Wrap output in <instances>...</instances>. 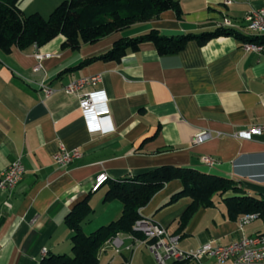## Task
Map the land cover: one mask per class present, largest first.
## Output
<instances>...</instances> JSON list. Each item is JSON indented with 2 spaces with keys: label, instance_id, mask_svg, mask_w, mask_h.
I'll return each instance as SVG.
<instances>
[{
  "label": "crops",
  "instance_id": "crops-1",
  "mask_svg": "<svg viewBox=\"0 0 264 264\" xmlns=\"http://www.w3.org/2000/svg\"><path fill=\"white\" fill-rule=\"evenodd\" d=\"M63 1L19 0L18 7L26 15L44 16ZM232 1L179 0L181 20L167 10L157 19L133 25L127 34L117 32L77 50L62 48V34L38 48L0 50V171L18 157L25 166L16 187L0 192V264H41L51 254L71 253L73 231L65 219L87 197L93 212L83 223L86 234L118 219L122 203L104 201L109 182L92 191L101 172L108 173L109 180L122 181L143 170L176 165L239 182L240 192L215 196V205L199 208L183 229L180 218L192 198L169 203L182 188L179 180L166 183L140 210L143 217L180 235L183 249L210 241L227 245L264 233V217L241 228L239 218H229L224 202L231 196L264 200V132L252 139L234 136L264 123V50L246 51L244 41L232 35L203 45L191 40L182 51L169 55H160L153 43L146 42L120 62L95 60L68 70L108 51L119 37L150 29L167 36L200 34L215 31L229 17L236 31L258 36L247 29L244 17L262 7L264 0ZM37 53L45 57L35 71ZM93 75H100L101 82L89 89H103L110 100L114 126L110 132L90 133L78 99L63 90L69 82ZM41 84L57 91L45 97ZM202 129L211 131L212 138L194 143L195 133ZM61 145L78 148L80 158L67 167L56 165L53 155ZM203 156L214 164L204 163ZM131 256L132 264H158L147 242L133 255L98 254L99 264L112 260L126 264ZM201 262L213 264L214 259Z\"/></svg>",
  "mask_w": 264,
  "mask_h": 264
},
{
  "label": "trees",
  "instance_id": "trees-1",
  "mask_svg": "<svg viewBox=\"0 0 264 264\" xmlns=\"http://www.w3.org/2000/svg\"><path fill=\"white\" fill-rule=\"evenodd\" d=\"M18 1L0 0V50L5 53H10L15 47L26 49L34 44L42 46L60 34L65 36L62 48L77 50L83 44L97 42L135 24L157 19L167 10L175 11L179 20L183 16L179 0H64L47 18L40 13L24 14L18 7ZM224 35L235 36L244 42L264 43L263 36H246L235 29L222 27L215 31L177 36L163 35L158 29H150L137 36H121L108 51L85 59L68 70L81 68L95 60L120 62L129 52H137L146 42L153 43L160 55H169L182 51L191 40L203 45ZM172 180H179L182 188L172 195L169 203L183 196L192 198L180 218V229L186 226L199 208L214 206L215 196H222L228 191L240 192L239 182L233 179L176 165L143 170L122 181L108 180L104 201H120L123 205L121 216L86 234L83 223L92 214L93 208L89 197L85 198L65 219L73 231L71 253L51 254L41 264H99V250L111 237L135 234L144 238L134 229L135 222L143 217L140 210ZM224 202L231 219L250 213L264 217V200L251 196H231L225 198ZM184 261L172 264H182Z\"/></svg>",
  "mask_w": 264,
  "mask_h": 264
},
{
  "label": "built area",
  "instance_id": "built-area-1",
  "mask_svg": "<svg viewBox=\"0 0 264 264\" xmlns=\"http://www.w3.org/2000/svg\"><path fill=\"white\" fill-rule=\"evenodd\" d=\"M232 0H226L227 4ZM246 27L249 31L264 30V5L257 9L248 11L244 17ZM221 23L236 24L229 18L224 17ZM36 48L39 46L34 44ZM243 48L246 51H255L261 53L264 45L255 42H244ZM37 63L34 70L42 68V60L45 55L37 53ZM49 56V55H48ZM101 82L100 75H93L75 79L63 87L68 94L75 96L79 101V108L84 118L87 130L90 133H106L114 130L111 122V108L109 97L103 89H92ZM41 91L45 97L54 94L55 87L41 84ZM264 132V123L257 124L249 129L239 131L234 134L241 139H252L255 135ZM212 138L211 131L200 130L195 133L194 143H202ZM81 152L78 148L67 149L61 145L59 150L53 155L54 163L60 167H67L73 161L80 158ZM202 160L207 164H214V160L209 156H203ZM25 173V166L20 157L16 158L10 165L0 171V191L8 190L11 184H16L18 179H22ZM106 172L99 173L94 184H99V177ZM258 217V214L250 213L242 215L238 222L241 228ZM136 232L144 236L143 239L135 234H117L108 239L99 250V253L105 251L112 252L113 255H121L123 251H128L133 255L138 246L147 242L149 249L155 256L158 264H169L173 261L195 260L202 264V259L211 257L214 259L213 264H260L264 262V233L253 236H243L238 241L231 242L227 245L214 244L207 242L195 249H183L180 245V235L170 233L161 223L152 218L142 217L134 224ZM108 264H113L109 262ZM132 264V256L126 262Z\"/></svg>",
  "mask_w": 264,
  "mask_h": 264
},
{
  "label": "bare ground",
  "instance_id": "bare-ground-1",
  "mask_svg": "<svg viewBox=\"0 0 264 264\" xmlns=\"http://www.w3.org/2000/svg\"><path fill=\"white\" fill-rule=\"evenodd\" d=\"M219 27L222 28H228V29H234L235 27L231 25V23H219ZM254 34H257L258 36H263L264 37V30H260L258 32L256 31H251ZM258 43V42H257ZM21 179L17 180L16 184H11L8 190L13 189L16 187V185L20 182ZM109 180V175L108 174H103L99 177V184H94L92 187V191H98L107 181ZM1 192V191H0Z\"/></svg>",
  "mask_w": 264,
  "mask_h": 264
},
{
  "label": "rangeland",
  "instance_id": "rangeland-1",
  "mask_svg": "<svg viewBox=\"0 0 264 264\" xmlns=\"http://www.w3.org/2000/svg\"><path fill=\"white\" fill-rule=\"evenodd\" d=\"M48 15H49V14H45L44 17L47 18ZM132 29H134V27H133V28H129V29H127V30H124L123 32H124V33H126V32L129 33ZM127 33H126V34H127ZM101 188H102V187H101ZM101 188H100V189H101Z\"/></svg>",
  "mask_w": 264,
  "mask_h": 264
}]
</instances>
